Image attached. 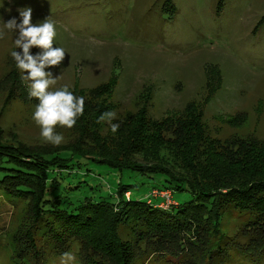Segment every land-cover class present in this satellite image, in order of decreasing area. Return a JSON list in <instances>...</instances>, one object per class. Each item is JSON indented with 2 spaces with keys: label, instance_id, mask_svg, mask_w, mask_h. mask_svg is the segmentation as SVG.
<instances>
[{
  "label": "rangeland",
  "instance_id": "1",
  "mask_svg": "<svg viewBox=\"0 0 264 264\" xmlns=\"http://www.w3.org/2000/svg\"><path fill=\"white\" fill-rule=\"evenodd\" d=\"M26 6L33 9V22L48 17L55 23L54 43L67 53L60 68L50 69L57 76L54 88L67 84L85 98L84 114L73 128L56 126L64 137L59 146L40 136L32 119L38 100L29 98L9 55L14 34L3 30L4 20L18 17L17 8ZM0 30L2 144L28 146L45 159L69 157V150H54L75 144L95 151L97 136L111 149L117 133L97 116L115 112L112 123L120 129L142 107L152 120L168 119L171 128L164 137L169 140L194 106L203 114L204 133L221 149L233 147V141H264V0H0ZM98 88L104 90L101 97ZM99 104L107 108L97 110ZM71 162L81 166L60 175L52 167L56 172L46 181V198L60 199L62 207L101 200L99 195L114 200L120 182L132 185L133 200L147 201L152 187L145 184L165 183L163 177L114 170L81 157ZM173 199L184 203L192 194L174 191ZM29 200L0 186V264H60L66 252L75 255L73 264H109L101 242L89 235L68 238L63 247L54 242L46 218L34 224ZM222 213L220 239L204 222L198 234L186 231L174 239L136 220L120 224L118 233L134 247L132 264H264V214L240 211L232 203ZM30 233L38 256L31 253Z\"/></svg>",
  "mask_w": 264,
  "mask_h": 264
},
{
  "label": "trees",
  "instance_id": "2",
  "mask_svg": "<svg viewBox=\"0 0 264 264\" xmlns=\"http://www.w3.org/2000/svg\"><path fill=\"white\" fill-rule=\"evenodd\" d=\"M108 84L113 85V82ZM100 88L98 97L104 92ZM103 108L107 107L99 104L97 110ZM141 109L122 124L114 136L117 142L111 149L106 148L105 142L97 136L95 151L75 144L54 150H69L72 153L69 157L45 159L42 157L44 153L35 152L28 146L0 143V186L19 197H29L34 224L46 218L49 237L54 242L63 247L68 238L84 239L89 235L98 245L101 242L106 253L103 257L109 264H132L134 247L129 239H123L118 233L119 225H127L131 220L143 222L150 232L166 238L172 236L171 239L186 231L198 234L206 228L204 222L214 229L215 234H220V239L225 235L220 231L225 204L232 203L246 213L264 214V141H233V147L221 149L214 138L204 133L203 114L195 106L173 130L175 137L166 140L164 132L171 128L166 123L168 119L152 120L146 116L147 110ZM75 157L105 163L114 170L133 171L143 177H163L165 183L162 186L145 185L152 187L151 191L167 189L173 193L187 190L192 199L170 209L160 208L156 202H149V196L147 201L142 198L133 200L132 185L120 182L114 200L104 201L105 197L99 195L101 200L86 198L89 200L77 206L62 207L60 199L46 198V181L56 170L60 175L80 167V162H71ZM176 166L180 171L173 170ZM239 177L242 183L238 182ZM57 178L54 177V182ZM259 223L257 221L253 226ZM140 234L145 233L140 230L137 235L141 237ZM33 239L30 233L31 253L38 256ZM248 253L252 254V251Z\"/></svg>",
  "mask_w": 264,
  "mask_h": 264
},
{
  "label": "clouds",
  "instance_id": "3",
  "mask_svg": "<svg viewBox=\"0 0 264 264\" xmlns=\"http://www.w3.org/2000/svg\"><path fill=\"white\" fill-rule=\"evenodd\" d=\"M17 12L18 17L13 16L3 23V30L14 34L9 55L27 84L29 98L38 100L32 119L40 128V136L45 142L59 146L64 137L55 131L56 126L73 128L84 114L85 98L75 95L67 84L54 88L57 76L50 69L60 68L67 54L64 48L54 43L57 36L55 23L48 17L39 23L33 22L32 7H19ZM3 30H0V37L4 35ZM33 48L39 51L34 53ZM115 117V112L107 111L98 117L97 122L106 120L111 131L116 133L120 125L112 123ZM75 259L73 253L66 252L60 257V264H73Z\"/></svg>",
  "mask_w": 264,
  "mask_h": 264
},
{
  "label": "built area",
  "instance_id": "4",
  "mask_svg": "<svg viewBox=\"0 0 264 264\" xmlns=\"http://www.w3.org/2000/svg\"><path fill=\"white\" fill-rule=\"evenodd\" d=\"M129 193L128 196L129 197ZM157 199L159 201H157ZM156 202V206L160 208H169L171 205H176L177 202L173 199V193L170 190L152 189L149 194V202Z\"/></svg>",
  "mask_w": 264,
  "mask_h": 264
}]
</instances>
